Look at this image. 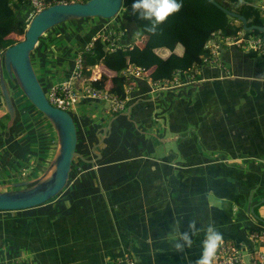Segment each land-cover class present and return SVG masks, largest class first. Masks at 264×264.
<instances>
[{
  "label": "crops",
  "instance_id": "0c3cea01",
  "mask_svg": "<svg viewBox=\"0 0 264 264\" xmlns=\"http://www.w3.org/2000/svg\"><path fill=\"white\" fill-rule=\"evenodd\" d=\"M133 1L126 2L127 14L118 25L99 22L85 35L78 29L75 57L98 31L115 26L123 27L124 43L137 41L140 31L129 12ZM27 8L19 11L22 23L34 15ZM49 44L41 39L35 49L43 55ZM182 50L174 51L181 55ZM159 52L163 58L170 53ZM74 59L62 80L72 73ZM219 60L170 87L133 78L124 110L105 109L95 121L79 116L80 153L87 152L83 162L74 161L80 172L57 200L23 214L0 210V250L10 240L30 244L35 264H122L125 256L136 264H196L209 224L250 248L249 232L264 227L252 215L257 209L264 213V56L228 45ZM107 76L111 86L115 73ZM92 101L83 97L76 105ZM14 140L8 127L0 131V150L9 152ZM51 147L42 153L49 160ZM32 150L25 154L30 163L19 170L20 181L45 170ZM233 180V193L223 191ZM193 221L191 248L176 251L178 232L188 231Z\"/></svg>",
  "mask_w": 264,
  "mask_h": 264
},
{
  "label": "trees",
  "instance_id": "16d2710c",
  "mask_svg": "<svg viewBox=\"0 0 264 264\" xmlns=\"http://www.w3.org/2000/svg\"><path fill=\"white\" fill-rule=\"evenodd\" d=\"M43 1L50 4L71 2V0ZM216 1L225 8L243 15L246 18L248 26L253 24L264 26V16L261 14L260 9L253 5V3L259 0ZM134 2L135 0L131 3L129 12L134 23L139 28L140 38L133 43L126 44L124 43L126 36L123 27L115 26L112 27L115 36L123 31V34L119 36V42L125 46L124 50L101 51L95 48L83 53V63L85 66L102 62L106 68L115 73V76L111 77L112 85L110 89L121 95L124 91L123 85L126 83L124 77L121 75V71L129 64L149 69L148 75L154 80L171 79L175 72H179V77L183 80L191 74H196L194 72L197 69L206 65L201 56L208 55L204 44L211 38L213 32L220 30L224 36H231L243 30L242 23L238 19L226 14L208 0H179L183 5L181 10L169 16L158 27L156 34H152L146 31L151 26L150 22L139 19L138 13L133 12L132 4ZM24 6H31L29 0H0V52L22 39L21 37L24 35L26 26L19 18V11ZM244 34L245 36H249L260 35L262 33L253 29L244 31ZM39 41H41V37ZM177 46H182L181 55H178L174 51ZM162 48L170 52L165 58L159 52ZM237 49L241 48L237 47ZM251 53L259 55L254 52ZM85 74H89V71L85 72ZM108 79L106 75H103L101 80L94 82V85L102 87ZM23 96L25 97L24 94ZM7 120H9V115L5 112V114L0 116V131L7 129ZM77 160L78 158L74 159L72 165ZM222 236L226 239L229 238L225 234H222Z\"/></svg>",
  "mask_w": 264,
  "mask_h": 264
},
{
  "label": "water",
  "instance_id": "95a60500",
  "mask_svg": "<svg viewBox=\"0 0 264 264\" xmlns=\"http://www.w3.org/2000/svg\"><path fill=\"white\" fill-rule=\"evenodd\" d=\"M226 14L242 23L245 31L257 30L264 35V26H248L246 18L235 13L216 0H208ZM122 0H86L74 2H56L36 12L25 27L23 38L4 49L0 65V94L6 112L9 115L8 126L15 118V107L5 82V73L16 82L30 103L51 123L57 138V147L41 175L33 180L8 184L12 189L0 187V210H23L41 205L58 195L67 185L72 162L75 157L82 158L76 150L77 131L69 112L52 106L33 69L30 53L39 42V38L51 27L72 19L101 17L112 18L121 8ZM253 213V209H251Z\"/></svg>",
  "mask_w": 264,
  "mask_h": 264
},
{
  "label": "rangeland",
  "instance_id": "374dc122",
  "mask_svg": "<svg viewBox=\"0 0 264 264\" xmlns=\"http://www.w3.org/2000/svg\"><path fill=\"white\" fill-rule=\"evenodd\" d=\"M127 1L128 0H122L120 10L116 16L112 18L106 19L101 17H88L72 19L51 27L46 31V33L41 35V39H45L46 42L50 43L46 48L47 52L42 55L38 53L37 49L34 48V50H32L30 53V58L33 69L45 93L47 91L48 83L62 81L64 78V67H68L69 59H74L76 47L75 37L73 35L77 32V30L79 29L81 34L85 35L91 26L99 22H109L111 26L118 25L120 19L124 18L127 14ZM27 7L28 6H24L20 14L25 13L28 9ZM28 22L29 20L26 19L24 25L26 26ZM21 38H23V35ZM52 76L54 77L51 78ZM4 78L8 86L16 113L12 124L7 126L15 140L11 143L9 152L7 149L0 150V186L6 187L5 189H12L13 186L9 187L6 182H9V180L10 183H16L20 181V178H18L20 175L19 170H21L22 166H26V164L30 163V160L25 159V154L27 151H33L32 149L36 148L37 153L35 162L38 160L40 168L43 167L42 170L44 168L46 169L50 160L48 154L44 156L42 155L43 147L49 148L52 144V155L57 147V138L56 132L51 123L37 108H35L30 103L28 99L23 96L21 90L18 88L19 86H17L14 80L9 79L6 73ZM105 109L110 111V104L107 101H92L90 106L75 105L74 108L69 109V113L76 125V150L79 153L82 152L83 149H81L82 134L78 123V117L85 115L88 121H95L100 117ZM4 112H6V107L0 94V116H2ZM7 124L8 120L6 121V125ZM85 157H87V152H83L82 158L75 157L74 159L78 158V160L83 162L86 159ZM78 166L79 164L77 165L76 163L72 165V170L69 173V181L73 176L80 172ZM24 179L25 178H23V180ZM69 181L67 182L66 187L50 201L59 199V196L61 197V194L65 192L66 189L71 185ZM236 182V180H233L231 184H228V187L225 189L222 188V190L227 193H233V183ZM13 211L18 212L19 214L24 213L20 212L21 210ZM252 215L254 218L264 223V213H262L259 209L256 210V214L253 213ZM24 216L28 217L26 212ZM238 219L239 217L236 216L233 220L236 221ZM30 221L31 219H27L25 222L28 224ZM10 236L13 237L11 234H5V239H12ZM52 236L57 237V233H54ZM33 237V235L29 234V237L25 240H29L30 243V240ZM4 245L5 246H3V249L0 250V264H35L33 262L36 260V256L32 254L30 244L23 245L21 243H15L13 245L12 241V244L9 245V243H4ZM9 250H15L17 253H11ZM42 259L43 258L41 257L38 259L39 263L42 262Z\"/></svg>",
  "mask_w": 264,
  "mask_h": 264
},
{
  "label": "built area",
  "instance_id": "2783aa9c",
  "mask_svg": "<svg viewBox=\"0 0 264 264\" xmlns=\"http://www.w3.org/2000/svg\"><path fill=\"white\" fill-rule=\"evenodd\" d=\"M74 1L84 0H71V2ZM29 4L34 14L50 5V3H46L43 0H29ZM253 5L258 7L264 16V0H259L253 3ZM244 31V29L240 30L236 35L231 36H224L220 30L213 32L211 38L204 44L208 55L201 56L202 59L206 64L218 65L223 45H233L245 51L264 55V35L245 36ZM122 34L123 32H120L115 36L114 30L106 29L98 31L93 35L84 50L76 54L74 67L70 76L61 82L51 85L47 89L45 96L48 102L56 108L69 112V109H72L80 99L89 97L96 101H107L110 104L112 112H119L125 109L129 100V92L132 88L131 79L145 77L153 86H156L155 88L161 86L160 83L170 87V84H176L181 81L179 72H175L171 79L154 80L148 75L149 69L129 64L121 71V75L126 81L122 95L111 91V86L107 85V82L102 87L94 85V82L101 80L103 75L107 76L108 74H112V72L108 71L102 62H98L93 66H85L83 63V53L95 48L101 51L124 50L125 46L119 42V36ZM2 54L3 51L0 52V65L3 60ZM223 67L225 68L224 65ZM88 71L89 74H85ZM249 238L252 242L250 248L244 247L233 239L223 238L222 244L216 251L213 264H264V227L249 232ZM204 239L205 236L203 241ZM119 263L136 264L135 260L129 256L119 259Z\"/></svg>",
  "mask_w": 264,
  "mask_h": 264
},
{
  "label": "clouds",
  "instance_id": "9594fccd",
  "mask_svg": "<svg viewBox=\"0 0 264 264\" xmlns=\"http://www.w3.org/2000/svg\"><path fill=\"white\" fill-rule=\"evenodd\" d=\"M182 7V2L179 0H135L132 4V10L134 13H138L139 19L150 22L151 26L146 31L152 34H156L158 27L169 16L178 13ZM196 231V223L193 221L188 225V231L178 232L175 243L176 251L183 252L185 248H191ZM222 242V233L209 224L202 245V253L196 264H213L216 251Z\"/></svg>",
  "mask_w": 264,
  "mask_h": 264
}]
</instances>
